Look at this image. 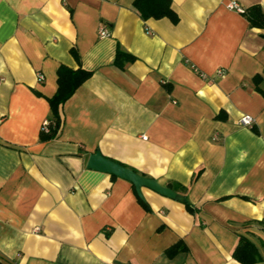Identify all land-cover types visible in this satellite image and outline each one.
Returning <instances> with one entry per match:
<instances>
[{"label":"crops","instance_id":"crops-1","mask_svg":"<svg viewBox=\"0 0 264 264\" xmlns=\"http://www.w3.org/2000/svg\"><path fill=\"white\" fill-rule=\"evenodd\" d=\"M133 1L0 0V264H242L239 237L264 264V28L228 8L264 0H171L176 22ZM60 65L91 74L41 141ZM96 150L200 211L141 203L86 167Z\"/></svg>","mask_w":264,"mask_h":264},{"label":"trees","instance_id":"trees-1","mask_svg":"<svg viewBox=\"0 0 264 264\" xmlns=\"http://www.w3.org/2000/svg\"><path fill=\"white\" fill-rule=\"evenodd\" d=\"M132 7L143 20L148 18H168L171 22L177 21V16L171 8V0H134ZM243 13L245 14V17L251 27L264 28V12L261 11L259 5H253ZM71 54L77 61H79L77 53L74 49L71 50ZM133 60L134 57L132 55L120 50L119 48L116 49L113 59L115 64L123 65L127 62H132ZM90 74V71L82 69L81 67H78L77 69H71L64 65H60L58 67L56 91L47 99L50 108V121L48 122L47 127L48 131L44 132L41 130L39 135V139L41 141L51 140L57 136L61 125V107L72 96L74 91L87 78H89ZM253 81L257 90L264 94V91L258 87V78L254 77ZM131 170L136 172L134 169ZM167 187L181 195L182 200L180 202L183 203L187 212L194 215L200 211L199 206H194L187 200L184 194L185 187L175 185L173 183H168ZM139 201L144 204L142 200L139 199ZM170 251H174V248ZM233 257L242 264H251L258 259V251L254 244L243 237H239L238 244L233 251Z\"/></svg>","mask_w":264,"mask_h":264},{"label":"water","instance_id":"water-1","mask_svg":"<svg viewBox=\"0 0 264 264\" xmlns=\"http://www.w3.org/2000/svg\"><path fill=\"white\" fill-rule=\"evenodd\" d=\"M86 167L95 171L107 173L117 178L128 181L133 185L135 193L140 200H143L142 188H147L163 197L181 201L182 197L171 188L161 185L155 179L146 177L134 172L128 167L121 165L111 159L104 157L99 151L90 154L86 161Z\"/></svg>","mask_w":264,"mask_h":264},{"label":"built area","instance_id":"built-area-1","mask_svg":"<svg viewBox=\"0 0 264 264\" xmlns=\"http://www.w3.org/2000/svg\"><path fill=\"white\" fill-rule=\"evenodd\" d=\"M228 8L232 9V10H235V11H237L239 13H243L244 12V9L239 7L236 3H229L228 4ZM98 35L101 36V37H104V36H107L108 34H107L105 28L99 27L98 28ZM223 74H224V71L222 69L216 70V75H220L221 76ZM37 78L42 79V76L40 74H37ZM238 123L240 125H244V126H249L250 127L252 125V123H253V119L250 116L245 115V116H242L239 119ZM47 127H48V121L45 120V121H43V123L41 125V130L44 131V132H47L48 131Z\"/></svg>","mask_w":264,"mask_h":264}]
</instances>
